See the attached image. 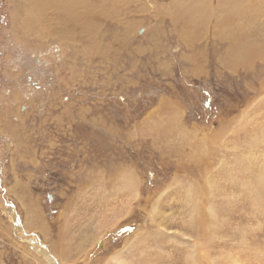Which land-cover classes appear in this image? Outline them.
Listing matches in <instances>:
<instances>
[{
    "label": "rangeland",
    "instance_id": "rangeland-1",
    "mask_svg": "<svg viewBox=\"0 0 264 264\" xmlns=\"http://www.w3.org/2000/svg\"><path fill=\"white\" fill-rule=\"evenodd\" d=\"M57 1L0 0V264H264V0Z\"/></svg>",
    "mask_w": 264,
    "mask_h": 264
},
{
    "label": "bare ground",
    "instance_id": "bare-ground-1",
    "mask_svg": "<svg viewBox=\"0 0 264 264\" xmlns=\"http://www.w3.org/2000/svg\"><path fill=\"white\" fill-rule=\"evenodd\" d=\"M53 1H57V0H53ZM35 2H36V0H35ZM55 3L61 6V12L63 14H65L67 17H73V18L81 17L84 14V12H85V7H84V4H83L82 0H58ZM184 8L188 9V10H190L192 12H199L201 10L200 5H198V4L194 5L191 2L185 4ZM121 181H122V179H121ZM126 181H128V177L126 178ZM129 192H130V190H129ZM30 241L33 244L32 247L34 249H37V251L44 257V259L46 261V264H55L53 262V260H52L53 257H52V259L50 258L49 253H47L45 251L46 249L45 250H44V248L43 249H39V246L36 243L38 240L35 242L34 238L32 237V238H30ZM40 247H41V245H40Z\"/></svg>",
    "mask_w": 264,
    "mask_h": 264
}]
</instances>
